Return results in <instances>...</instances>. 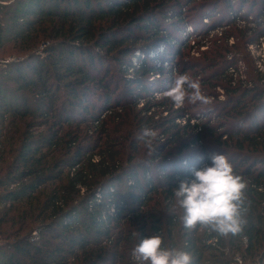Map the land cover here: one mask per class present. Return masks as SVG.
<instances>
[{
    "label": "trees",
    "instance_id": "obj_1",
    "mask_svg": "<svg viewBox=\"0 0 264 264\" xmlns=\"http://www.w3.org/2000/svg\"><path fill=\"white\" fill-rule=\"evenodd\" d=\"M239 20L252 25L176 68L194 32ZM235 31L258 42L264 0H0V264H134L132 248L154 234L194 264H264L253 187L264 186V77L233 84ZM174 72L221 86L224 100L195 112L154 99ZM185 115L195 122L178 124ZM144 128L157 132L150 152ZM213 153L247 181L236 236L189 231L170 210L178 181Z\"/></svg>",
    "mask_w": 264,
    "mask_h": 264
},
{
    "label": "clouds",
    "instance_id": "obj_2",
    "mask_svg": "<svg viewBox=\"0 0 264 264\" xmlns=\"http://www.w3.org/2000/svg\"><path fill=\"white\" fill-rule=\"evenodd\" d=\"M162 95L177 109L186 103H211V98L202 93L200 82L187 73L176 72ZM156 136L155 130L144 128L137 139L151 149ZM246 189L247 181L234 171L229 159L213 153L208 162L178 181L172 189L170 210L181 213L179 219L189 231L199 227L221 237L236 236L247 224ZM131 257L134 264H194L190 252L166 246L159 234L140 237Z\"/></svg>",
    "mask_w": 264,
    "mask_h": 264
},
{
    "label": "rangeland",
    "instance_id": "obj_3",
    "mask_svg": "<svg viewBox=\"0 0 264 264\" xmlns=\"http://www.w3.org/2000/svg\"><path fill=\"white\" fill-rule=\"evenodd\" d=\"M207 24L208 23H206V25ZM225 24L226 23H222V25L220 27H217L216 29L210 31V33H208L207 36H204L205 34H203V29H200L199 31L194 32L191 39H189L187 41L186 46H184L181 49L180 55L176 56V58L174 59V63L177 64L176 68H179L180 65H183V63H185V62L195 61V60L200 59L201 55H202L201 52H205L206 50H209V48L211 47L210 41L212 40V38L218 37V39H221V38L223 39L224 36L221 34L225 30H231L230 28H232L234 26L241 27V28H244V27L249 28L252 25L251 23H249V24H247V22L245 23V21H243V20H239L238 22H234L232 25L230 23H229V25H225ZM249 32H250V30L247 33H249ZM238 34H239V32L235 31L233 34L230 33L227 35V36H229V39L226 41V43H227L226 45L232 46L233 44H235V45H237V48H238V50L237 49L232 50L231 53L228 55V57L231 58L229 60L234 62V64L231 65L232 72L231 71H228V72H229V74H231L233 84H235V85L240 84L242 86V85H244V83H248L250 81L249 75H253V76L257 75L255 71H257L258 73H260L262 75V77H264V66H263L264 63L260 60L261 58L258 56V52H259L258 48H256L254 50V52L252 53L249 49V46H247L248 44L244 43V40L243 39L241 40L240 37L238 36ZM204 42H206V43H204ZM198 43H202V47L197 48ZM235 52H237L236 57L233 55ZM258 62H260V68H257ZM169 67H170V65L166 66L167 71L169 69H173V67L172 68H169ZM259 70L262 73L259 72ZM175 73L176 72H174V74ZM201 82H202L201 83L202 93L211 98V103L224 100L225 92L223 91V89H221V86L216 85L215 87H211L208 83L203 82V81H201ZM162 94L163 93H161V94L155 93V96H153V97H154V99H158L160 96H162ZM211 103H209V104H211ZM141 106L142 105L139 104L137 106V108L139 109ZM188 106H190V104L186 103L185 107H188ZM201 108L202 107L199 105V103L194 105V111L195 112H198V110H200ZM154 110L155 109H153L151 111L153 112ZM186 116H188V115H185L184 117H186ZM195 117L196 116L194 115V116H190L187 119H191V120H193V122H195V120H196ZM215 122H217V121H213L212 123H215ZM177 123L182 125L181 121H179ZM161 142H162V139L158 142V144H160ZM142 145L145 146V144H142ZM153 147H154V145H152L151 149H149L148 151L149 152L152 151ZM149 152H147V153H149ZM125 157H126V155H124V159H125ZM35 232H33V235Z\"/></svg>",
    "mask_w": 264,
    "mask_h": 264
},
{
    "label": "built area",
    "instance_id": "obj_4",
    "mask_svg": "<svg viewBox=\"0 0 264 264\" xmlns=\"http://www.w3.org/2000/svg\"><path fill=\"white\" fill-rule=\"evenodd\" d=\"M205 23H207V20H204ZM241 23V22H240ZM243 23V22H242ZM249 46V49L250 51L253 53L254 50L256 48H258L259 52H258V56L261 58L260 60L264 63V35L258 40V42H255V43H251L248 45ZM257 68H260V62H258L257 64ZM264 66V65H263ZM229 71L232 72V68L229 69ZM259 72H261L259 70ZM262 73V72H261ZM187 119V116L186 117H183L181 119H177L176 121L179 122L181 121L182 124L185 123V120ZM190 123H194L193 120H190ZM96 160V159H95ZM201 167V166H199ZM254 188L257 189V191H261V192H264V186L260 185V186H255L253 185ZM34 235H36V232L34 233ZM36 238V237H35ZM215 241V239L211 238L209 239L207 242L208 243H213ZM243 241L246 242V238H243ZM236 261L240 262L239 260V257L237 256L236 258Z\"/></svg>",
    "mask_w": 264,
    "mask_h": 264
}]
</instances>
